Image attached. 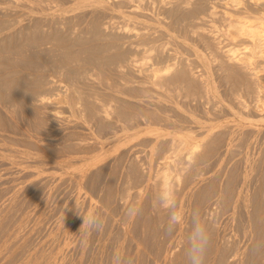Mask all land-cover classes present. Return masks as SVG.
I'll return each instance as SVG.
<instances>
[{
    "label": "rangeland",
    "instance_id": "rangeland-1",
    "mask_svg": "<svg viewBox=\"0 0 264 264\" xmlns=\"http://www.w3.org/2000/svg\"><path fill=\"white\" fill-rule=\"evenodd\" d=\"M238 1L0 0V264H186L194 210L205 264H264V93L227 57L246 42L228 14L256 5Z\"/></svg>",
    "mask_w": 264,
    "mask_h": 264
},
{
    "label": "clouds",
    "instance_id": "clouds-1",
    "mask_svg": "<svg viewBox=\"0 0 264 264\" xmlns=\"http://www.w3.org/2000/svg\"><path fill=\"white\" fill-rule=\"evenodd\" d=\"M155 204L158 208L168 213L164 231L166 234H173L184 219L183 214L178 210L179 205L176 200L175 189L172 186L161 187L156 194ZM76 207L77 214L82 216L83 219L80 231H83L85 236L91 235L94 231L103 230L105 222L97 210L91 209L87 214L81 215L78 205ZM139 211L134 206H129L126 210V215L131 217L139 214ZM210 241L211 233L209 225L201 219L200 212L194 210L191 215V228L185 240L184 254L186 264H205ZM112 264H132V262L120 252H115Z\"/></svg>",
    "mask_w": 264,
    "mask_h": 264
},
{
    "label": "bare ground",
    "instance_id": "bare-ground-1",
    "mask_svg": "<svg viewBox=\"0 0 264 264\" xmlns=\"http://www.w3.org/2000/svg\"><path fill=\"white\" fill-rule=\"evenodd\" d=\"M229 1L235 2L234 5H236V7H234V9L239 8L237 6V4H239L238 0ZM249 1L250 4L256 5V9L251 10L252 8H244L242 12L239 11L242 15H240L241 17L237 16V18L233 19V14L230 13L227 16V12H223V15L227 16L229 18L228 20H230L229 26L233 29L231 30L233 31L231 34H233L234 37L243 36L246 41L242 47L244 51L241 54L243 56L230 49L228 50L227 57L229 61L236 63V65L239 64L247 70L251 79L254 80V83H252L254 84V93L256 95V101H259V97L264 93V0Z\"/></svg>",
    "mask_w": 264,
    "mask_h": 264
}]
</instances>
